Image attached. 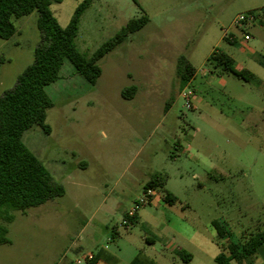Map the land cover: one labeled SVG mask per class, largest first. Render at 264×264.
Returning a JSON list of instances; mask_svg holds the SVG:
<instances>
[{"label":"rangeland","instance_id":"1","mask_svg":"<svg viewBox=\"0 0 264 264\" xmlns=\"http://www.w3.org/2000/svg\"><path fill=\"white\" fill-rule=\"evenodd\" d=\"M84 1L53 3L61 27L69 25ZM263 6L264 0L93 2L77 38L79 51L88 57L131 20L146 15L150 22L101 60L95 87L70 61L47 87L54 104L46 120L51 133L35 125L23 142L66 194L27 213H12L15 221L6 225L10 243L0 245V264H90L85 256L96 250L86 240L94 231L103 233L104 221L157 258L161 241L156 247L146 241L165 217L157 207L139 211L153 219L144 216L123 225L156 178L164 181V192L177 198L173 205L162 203L172 211L167 222L172 231L163 240L177 249L171 256L184 248L199 262L198 248L221 252L227 239L218 237L214 222L225 224L235 240L264 231V68L258 62L264 57V26L249 28L252 39L245 42L233 25L238 14ZM38 16L34 12L14 20L17 34L0 38V97L34 62L42 44ZM226 32L235 44L224 40ZM216 50L256 79L212 75L208 60ZM183 62L197 72L192 84H183L178 75ZM131 87L137 94L126 100L122 94ZM189 91L193 96L187 100L183 94ZM93 214L94 221L82 231ZM100 243L107 245V237ZM263 257L258 254L255 264Z\"/></svg>","mask_w":264,"mask_h":264},{"label":"trees","instance_id":"2","mask_svg":"<svg viewBox=\"0 0 264 264\" xmlns=\"http://www.w3.org/2000/svg\"><path fill=\"white\" fill-rule=\"evenodd\" d=\"M95 1L99 0L82 2L69 25L63 28L51 10L53 3H61V0H0L1 39L13 38L17 34L14 20L34 12L39 15L37 25L42 33V44L35 51L33 64L19 76L14 88L0 97V221L5 223L0 224V245L10 243L6 225L14 221L13 212L27 213L31 208L45 205L66 194L65 187L55 180L23 142L24 134L35 125L47 134L51 133L46 120L48 110L54 104L47 94V87L59 80L66 61H70L75 70L95 87L102 75L101 60L150 22L146 15L131 20L113 39L88 57L79 51L77 38L82 17ZM258 16L260 25L264 26V13ZM224 40L235 44V40L226 37ZM208 62L211 64L210 73L217 77L231 73L244 82H250L254 77L252 72L239 68L232 57L220 50L214 51ZM258 62L264 68V57H260ZM195 74L192 66L185 65V62L178 68L183 84L188 85ZM137 91L136 87H131L125 89L122 96L132 100ZM170 105L171 102L167 104V111ZM163 187L162 178H156L145 189L164 192ZM162 200L169 205L177 202V198L168 192L163 193ZM131 221L132 224L136 223V219ZM213 225L218 237L227 239L215 259L217 264H255L258 250L264 246V231L235 240L225 224L214 222ZM178 255L186 263L192 258L184 250L178 251Z\"/></svg>","mask_w":264,"mask_h":264},{"label":"crops","instance_id":"3","mask_svg":"<svg viewBox=\"0 0 264 264\" xmlns=\"http://www.w3.org/2000/svg\"><path fill=\"white\" fill-rule=\"evenodd\" d=\"M196 75H197V72H196L195 76L193 77V79L191 80L190 84H192V81L195 79ZM255 79H256V76L254 75L252 81H254ZM163 185H164V181H163ZM144 190H145V188H144ZM162 190H165V185H164ZM162 196H163V194L158 190V193L154 199V203L151 205L157 207L156 211L158 213H161V215H163V217L164 216L165 217H164V219H162L159 229H156V230H158L157 233H153V237L146 238V241H148L149 243H151L155 247L158 246L157 244L161 241V243L159 244L161 246L159 248L160 250H158L159 252H158L157 258L150 256L148 254H145V249H143L139 245H136L135 243L128 241L127 239L122 238V236L120 235L119 228L117 226L110 228L109 225H107L104 221L103 223L100 224V227L103 228V230H102L103 233L101 234V231H99V230L97 232L94 231L92 233L91 237L88 238V240H86V244L89 246L94 245L95 246L94 248L96 250V252L90 251L89 253H87L85 258H87L89 255L94 256V260L91 262H89V261L88 262L90 264H133L134 262H135V264H178V261H180L182 264H194V263L195 264H203V261L205 262L206 260L215 262V259L220 252H218V253L217 252L205 253L202 248H198L200 254L202 255V257H201L202 261H199V262H197V259L194 255V253L189 252L188 250H186L184 248H180L178 251L184 250L192 256L191 260L188 263H186L182 259H180L181 257H179V255L178 256H171L173 253H175L177 251V249H173L171 247V244L170 245H164L163 240L169 239V237H168L169 233L168 232L172 231L171 225H169V223H167L169 220L168 219V216H169L168 213H170L172 215V211H170L168 208L163 207L166 203L164 205H162V203H164L162 200ZM140 210H141V208L137 211V214L134 218V219H136V222H138L140 219H143L144 216H145V218L149 217V219L150 218L153 219L152 216H148V215L144 214V212L140 213L139 212ZM129 212L125 215L126 218H128ZM23 215H25V214H23ZM14 218H15V216H14ZM155 218L153 220L154 223L157 222V221L155 222V220H156ZM134 219H132V220H134ZM91 221L92 222L94 221V214L86 222V225H84L82 231H85V229L88 227V225L91 223ZM145 223L150 228L154 227L153 223H150L148 221ZM9 233H10V229L8 228V234ZM104 236L107 237V245L100 243V241L102 240V238ZM157 241H159V242H157ZM82 248L83 247L81 246L80 248L77 249V251L81 252ZM263 251H264V249L262 246L258 250V254H260V255L263 254V256H264ZM177 257H179V258H177ZM78 261H80V260H77L76 263H71V264H77ZM261 264H264V257H263V263H261Z\"/></svg>","mask_w":264,"mask_h":264},{"label":"built area","instance_id":"4","mask_svg":"<svg viewBox=\"0 0 264 264\" xmlns=\"http://www.w3.org/2000/svg\"><path fill=\"white\" fill-rule=\"evenodd\" d=\"M263 13H264V6L261 9L256 10V11H248L245 13H240L233 20V25H234L235 29H237L239 32L243 33V40L245 42H249L252 39L248 30H249V28H251L252 26H254L256 24L260 25L258 15L263 14ZM225 37L231 41L235 40L234 36L228 32H226ZM192 96H193V92H191V91L183 94V97L187 100H190ZM187 107L192 108L191 103L189 101H188ZM157 193H158V191L153 189V188L145 189L142 198L138 201L137 206L129 212L128 218H127L128 220H125L123 225L124 226L131 225L132 224L131 220L136 216L139 208L146 206V205L153 204ZM86 260L91 262L94 260V256L89 255L86 258ZM77 264H82L81 260L78 261Z\"/></svg>","mask_w":264,"mask_h":264}]
</instances>
